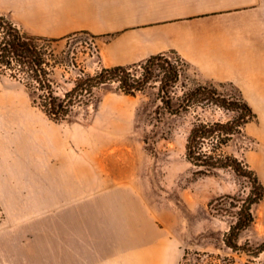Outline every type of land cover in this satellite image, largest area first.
Segmentation results:
<instances>
[{"label":"rangeland","instance_id":"1","mask_svg":"<svg viewBox=\"0 0 264 264\" xmlns=\"http://www.w3.org/2000/svg\"><path fill=\"white\" fill-rule=\"evenodd\" d=\"M28 33L61 38L55 52L70 53L74 65L53 70L56 96L72 88L80 70L112 66L104 47L113 33ZM164 55L180 70L178 94L211 83L247 102L252 116L223 150L264 188V93L256 91L264 86V51L253 53L259 62L250 67V84L202 80L178 55ZM195 113L222 121L238 115ZM191 120L164 113L156 84L132 96L115 83L54 120L24 84L0 75V264H264V195L251 205L253 221L235 239L237 249L228 247L230 227L255 195L252 181L230 168L199 173L184 156Z\"/></svg>","mask_w":264,"mask_h":264},{"label":"crops","instance_id":"2","mask_svg":"<svg viewBox=\"0 0 264 264\" xmlns=\"http://www.w3.org/2000/svg\"><path fill=\"white\" fill-rule=\"evenodd\" d=\"M0 13L38 35L113 33L104 47L112 66L172 52L212 83L250 84L253 53L264 51V0H0Z\"/></svg>","mask_w":264,"mask_h":264},{"label":"trees","instance_id":"3","mask_svg":"<svg viewBox=\"0 0 264 264\" xmlns=\"http://www.w3.org/2000/svg\"><path fill=\"white\" fill-rule=\"evenodd\" d=\"M60 39L31 35L0 13V75L24 84L33 94L34 102L38 101L42 110L54 120L64 119L75 104L88 101L94 89L103 85L115 83L119 91L134 96L144 92L147 86L156 84L164 113L173 116L189 114L192 117L185 142L186 160L201 174L230 168L237 175L252 181L255 195L248 198L246 206L241 207L239 218L224 239L228 247L237 249L235 239L253 221L250 207L264 195V188L254 172L223 150L251 118L247 102L221 94L211 83L183 88L178 94L175 88L180 81V70L164 54L151 55L138 65L102 67L94 74L80 70V77L74 81L72 88L65 91L63 97L56 96L52 79L54 68L74 65L68 51L55 52L53 43ZM136 66H139L138 70H134ZM197 108L203 111L218 108L238 115L226 121L210 120L195 113ZM2 217L0 207V220Z\"/></svg>","mask_w":264,"mask_h":264}]
</instances>
